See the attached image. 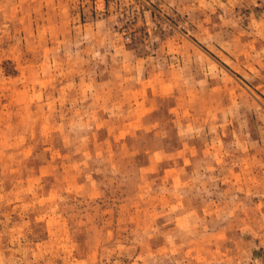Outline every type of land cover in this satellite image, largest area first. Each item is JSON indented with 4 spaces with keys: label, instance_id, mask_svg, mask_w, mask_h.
<instances>
[{
    "label": "rangeland",
    "instance_id": "obj_1",
    "mask_svg": "<svg viewBox=\"0 0 264 264\" xmlns=\"http://www.w3.org/2000/svg\"><path fill=\"white\" fill-rule=\"evenodd\" d=\"M0 264H264V0H0Z\"/></svg>",
    "mask_w": 264,
    "mask_h": 264
}]
</instances>
